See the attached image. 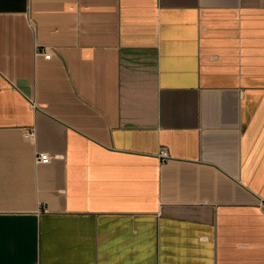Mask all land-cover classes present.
Returning a JSON list of instances; mask_svg holds the SVG:
<instances>
[{
	"label": "crops",
	"instance_id": "0c3cea01",
	"mask_svg": "<svg viewBox=\"0 0 264 264\" xmlns=\"http://www.w3.org/2000/svg\"><path fill=\"white\" fill-rule=\"evenodd\" d=\"M0 264H264V0H0Z\"/></svg>",
	"mask_w": 264,
	"mask_h": 264
},
{
	"label": "built area",
	"instance_id": "2783aa9c",
	"mask_svg": "<svg viewBox=\"0 0 264 264\" xmlns=\"http://www.w3.org/2000/svg\"><path fill=\"white\" fill-rule=\"evenodd\" d=\"M38 51L43 53L47 58H51L53 56V51L49 46L39 47ZM27 135L31 138L35 136V131L32 130ZM159 157L161 161H165L170 158V153L166 147H161L159 151ZM35 159L37 162H49L52 159V155L49 152L38 151L36 153Z\"/></svg>",
	"mask_w": 264,
	"mask_h": 264
}]
</instances>
